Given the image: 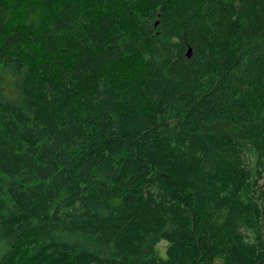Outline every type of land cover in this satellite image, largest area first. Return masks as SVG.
Listing matches in <instances>:
<instances>
[{
	"label": "trees",
	"instance_id": "obj_1",
	"mask_svg": "<svg viewBox=\"0 0 264 264\" xmlns=\"http://www.w3.org/2000/svg\"><path fill=\"white\" fill-rule=\"evenodd\" d=\"M218 258L264 264V0H0V264Z\"/></svg>",
	"mask_w": 264,
	"mask_h": 264
},
{
	"label": "rangeland",
	"instance_id": "obj_2",
	"mask_svg": "<svg viewBox=\"0 0 264 264\" xmlns=\"http://www.w3.org/2000/svg\"><path fill=\"white\" fill-rule=\"evenodd\" d=\"M167 246L168 243L166 241L164 240L160 241L155 247L156 256L165 259ZM215 264H222V260L219 258L216 259Z\"/></svg>",
	"mask_w": 264,
	"mask_h": 264
}]
</instances>
